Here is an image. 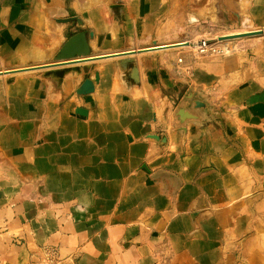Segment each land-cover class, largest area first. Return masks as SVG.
Instances as JSON below:
<instances>
[{"label": "crops", "instance_id": "crops-1", "mask_svg": "<svg viewBox=\"0 0 264 264\" xmlns=\"http://www.w3.org/2000/svg\"><path fill=\"white\" fill-rule=\"evenodd\" d=\"M234 22L264 0H0V264H264V38L180 44Z\"/></svg>", "mask_w": 264, "mask_h": 264}, {"label": "water", "instance_id": "water-1", "mask_svg": "<svg viewBox=\"0 0 264 264\" xmlns=\"http://www.w3.org/2000/svg\"><path fill=\"white\" fill-rule=\"evenodd\" d=\"M262 31H252V32H246L242 34H231L227 36H222L219 38V40L227 39V38H234V37H240V36H253V35H262ZM92 36V34H90ZM86 33H78L73 36H71L62 46L59 54L57 55V61L52 62L50 64L42 65V66H36L33 68H44V67H53L57 65H62L70 62H79L83 61L82 58L90 57L88 56L90 53V49L88 47V42L86 40ZM76 56H80L81 60H74ZM82 57V58H81ZM79 59V58H78ZM91 59V58H90ZM87 60V59H84ZM25 69H32V68H25ZM22 69V70H25ZM93 89V83L89 80V78H86L81 86L78 88L77 93H83V92H90ZM190 96H185L184 99L178 104L176 108V118L177 122L182 123L190 118H195L196 115L194 114L195 109H198L199 106H201L200 102H195L196 107L192 108L190 101L188 100ZM192 109V110H191Z\"/></svg>", "mask_w": 264, "mask_h": 264}, {"label": "built area", "instance_id": "built-area-1", "mask_svg": "<svg viewBox=\"0 0 264 264\" xmlns=\"http://www.w3.org/2000/svg\"><path fill=\"white\" fill-rule=\"evenodd\" d=\"M211 40L207 38H202L199 41V49L203 54H218V53H230L232 46L229 45L228 48H218ZM182 58H178L181 61ZM59 247L55 244L47 245L41 256L38 258L30 259L26 264H59Z\"/></svg>", "mask_w": 264, "mask_h": 264}, {"label": "rangeland", "instance_id": "rangeland-1", "mask_svg": "<svg viewBox=\"0 0 264 264\" xmlns=\"http://www.w3.org/2000/svg\"><path fill=\"white\" fill-rule=\"evenodd\" d=\"M246 30H249V29H245L244 28V24L242 22H234L233 26H229L227 29H218L216 27V29L212 30V29H209V30H205L202 34H200V36H205V35H209L210 37H213L214 35H218V40L219 38H221L223 34L221 33H225V34H232V33H238V32H242V33H246L248 31ZM253 31H263V30H253ZM213 39L211 40L210 42L211 43H214L215 40L217 39ZM260 38H264V35H253V36H245V38H242L243 39V42H246V41H259ZM187 39H191V38H187ZM186 39V40H187ZM232 46L231 48V51L230 53H218V54H224V55H231V54H234L236 53V50L240 48V43H238L236 40L233 41V43L230 44Z\"/></svg>", "mask_w": 264, "mask_h": 264}, {"label": "bare ground", "instance_id": "bare-ground-1", "mask_svg": "<svg viewBox=\"0 0 264 264\" xmlns=\"http://www.w3.org/2000/svg\"><path fill=\"white\" fill-rule=\"evenodd\" d=\"M216 28H212V30H214ZM248 32H252L253 30H246ZM264 34V30L262 31ZM223 35L221 36H227V35H231V34H225V33H221ZM233 34H242V32H238V33H232ZM218 35H214L213 37H210L209 35H205V36H201V37H198L196 36L195 38H193L192 40H184L182 42H180V44H184L186 45V47L190 48V49H193L195 52H197L198 54H203L201 53V50L199 49V41L202 39V38H207L209 40H213L215 38H217ZM242 38H245V36H240V37H234V38H227V39H223V40H218V38L215 40V42L213 43L216 47L218 48H228V46L233 43L234 40H236L238 43H241L243 41Z\"/></svg>", "mask_w": 264, "mask_h": 264}]
</instances>
